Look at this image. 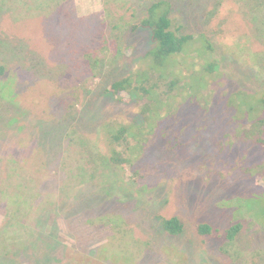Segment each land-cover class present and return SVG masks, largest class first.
<instances>
[{"label":"rangeland","instance_id":"1","mask_svg":"<svg viewBox=\"0 0 264 264\" xmlns=\"http://www.w3.org/2000/svg\"><path fill=\"white\" fill-rule=\"evenodd\" d=\"M10 1L0 0V226L8 194L23 193L32 197L25 220L36 227L42 205L46 229L56 226L58 264L69 261L63 248L92 264H264V130L251 126L264 91V0H171L173 26L192 38L171 67L175 93L154 106L170 111L136 133L146 139L154 124L143 152L126 154L132 167L116 162L99 131L103 116L133 121L137 104L127 91L121 101L103 92L150 62L141 54L156 43L131 25L153 0H69L36 18L18 16L13 6H25ZM111 213L122 217L115 232L98 217ZM173 215L186 225L182 237L160 228ZM236 221L243 231L228 244L223 231ZM203 222L213 235L198 233ZM106 242L115 261L95 257Z\"/></svg>","mask_w":264,"mask_h":264},{"label":"trees","instance_id":"2","mask_svg":"<svg viewBox=\"0 0 264 264\" xmlns=\"http://www.w3.org/2000/svg\"><path fill=\"white\" fill-rule=\"evenodd\" d=\"M17 2L23 4L25 7L20 9L15 6H13V8L11 7L14 13L18 14V16H25V18H36L41 15H54L55 13L60 12L61 8H64L68 5L69 0L10 1V3L13 5ZM206 9L207 8L203 9L202 13L197 15V17L200 18L202 16L204 18L208 16L209 9ZM174 10V3L171 0H153L149 3L143 16L131 25V31H133L136 35L147 31L149 33L150 39L153 40H151L152 43H156V45H153L152 48L149 47L150 49L148 51L145 50L144 53L141 54H145L144 57L146 58H144V60L149 57L148 60L150 62L147 64V67L138 69L134 72L131 71L130 74L128 73L126 76H122L121 78L112 81L103 92L108 96L113 95L119 97L117 99L121 101L123 98L119 95V92L127 91L130 94V100L137 104L138 110L136 112V116L133 121L128 123L124 121L115 122V119L109 117L106 118L102 115L103 121H101L102 124L100 128L101 130L99 131V138H103L105 133V139H109L108 142L111 144V148H113L112 153H115L117 157L116 162H119V164L121 163L120 165L122 166L127 164V166L132 167L134 162H131L129 160L130 158L126 157V154L127 156H135L136 152H143L145 150L144 145H147L151 138L150 135L155 133L152 132L151 134V131L153 130L152 127L154 126L152 123L149 127H147L148 131L143 133L145 135L147 134L146 139H138L136 133L142 132L143 129L148 126V119L151 118L152 120H155L157 117L161 116L159 115L161 112L167 114L171 109V107L167 108L166 113L164 112L165 108L163 111V107L160 109H154V106H157L162 101V97H167L170 94L175 93V89L178 86V81L174 79L170 80L172 78L171 67L177 64V62H175L176 55L184 50L185 45L192 38L190 33H184V31L187 30L186 25L185 27L184 25L181 27L173 26L172 13ZM70 13L71 10L65 11L63 16H67ZM179 13H181V19L185 21L184 12L179 10ZM30 27L34 28L32 32L37 36L35 26ZM27 39H29V37ZM213 49L214 47L212 43H209L208 50L213 51ZM4 72L5 65L0 64V74H3ZM238 92H242V90H239ZM257 94L260 95L256 104V109H258L260 112V118L259 122H254L251 126L257 128L262 127L264 130V91H260V93ZM169 117L170 116L168 115V117H163L160 120L158 118L160 122L155 128L158 129L159 127H163L165 124H167L168 122L166 120ZM167 126L168 125H165L163 128ZM116 148H118V150ZM126 158L128 161H125ZM124 173L126 174V172ZM24 177L22 176V178ZM29 181L31 182L30 178ZM4 195L6 196L7 194ZM104 195L106 194L104 193ZM110 195L114 194L111 193ZM93 197L100 200L101 203H104V197L98 194ZM260 198L261 197L255 196L249 198L248 201L250 205L254 203L257 204V202L260 201ZM6 200V211L3 213V223L0 226V264H24V262L27 260L37 264H52L54 261H61V259L55 255L59 250L58 249L55 251V247L60 248L62 243L55 234L56 226L55 228H53L54 226H51L49 230L46 229L47 225L45 224H47V220L50 215L44 212V206L41 205V208L39 207L40 205H38L34 209L35 215H38L36 216L37 219H34L35 223L37 224L35 227L34 225H31V222L29 223L28 220H25V218L29 217L27 214L32 212L28 206L32 200V197L27 198L23 193H12L8 194ZM41 203L47 205L51 202L49 200L43 199ZM25 206L26 208L30 209L28 212L24 210ZM67 214H70V212L67 211ZM258 215L259 219H264V208L258 211ZM98 217L102 218V220H109V229L114 232L117 231L116 225L118 220H122L121 216H117V214L112 213L103 214ZM88 220L90 221L92 219L90 218ZM159 221V225L163 234L167 235L168 237L178 238L184 235L186 225L178 215L169 217L161 216ZM42 223L44 225H42ZM105 225L107 226L106 222ZM243 228V222L236 221L223 231L222 236L225 238V241H227L228 244H231L239 238ZM197 231L201 235L214 234L212 225L204 222L197 226ZM55 242L57 245L54 247ZM43 244L46 246H44L41 252H38L37 249H39ZM108 246L109 242H106L97 248L94 253L95 257H99V259H104L106 261H115L116 255L114 252L111 257L108 255ZM64 249L65 248L62 250L63 258L67 257L69 259L67 264H79L80 260H87L90 264H92V262L95 260L90 256L77 259L75 258L76 260H72L69 250L67 249L64 251Z\"/></svg>","mask_w":264,"mask_h":264}]
</instances>
